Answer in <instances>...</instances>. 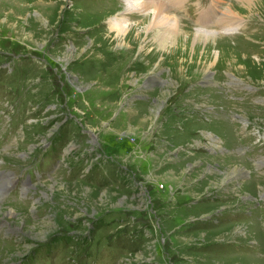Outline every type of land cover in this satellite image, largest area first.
<instances>
[{"label": "rangeland", "instance_id": "rangeland-1", "mask_svg": "<svg viewBox=\"0 0 264 264\" xmlns=\"http://www.w3.org/2000/svg\"><path fill=\"white\" fill-rule=\"evenodd\" d=\"M172 2L161 52L123 0H0V264H264V3Z\"/></svg>", "mask_w": 264, "mask_h": 264}, {"label": "bare ground", "instance_id": "bare-ground-1", "mask_svg": "<svg viewBox=\"0 0 264 264\" xmlns=\"http://www.w3.org/2000/svg\"><path fill=\"white\" fill-rule=\"evenodd\" d=\"M164 1L166 3L173 1L172 3H174L175 1H179V0H164ZM127 2H128V4H125V11H124L125 14L124 15L134 12V13H137L141 16L142 15L144 16V14H142L141 11H143V12L145 11V13H146V11L152 12L151 16L148 17L145 30L147 31V34L148 33L155 34V35H150V40H151V42L153 41L154 45L158 48L159 51L162 52L166 49H171L173 47L177 48V46L172 47V45H174L175 43H174V41H171L172 40L171 35H172V37H174V39L175 38L178 39L179 35H177V34H183V33H181V30H179L178 24L176 22L178 20L176 19V17H173L170 15V8L167 6L166 3L163 4L161 2V0H127ZM236 2L238 3V5H241L243 7H247L245 9L248 11L256 9V8H258V6H261V5H263L262 3H264V1H262V0H236ZM153 3H157V4L154 5ZM228 13H229V9H227L226 14H224V13L219 14L214 9V7L211 6V7L207 8L205 10H202L200 12L199 21L209 19L215 26L221 27L222 32H225L224 33L225 35L231 34L232 31L236 30L240 26L241 20L233 18L234 16L231 17ZM232 15H233V12H232ZM235 15L237 17H240V18L245 17L242 15L240 16L237 13H235ZM116 17L118 20L115 17L110 18V19H113L111 21V24H110V27H111L110 30L116 33V37H115L114 42H116L122 46V45H124L123 42L126 39L125 36L127 35L128 31L134 27L130 26L129 24H126V22H122L125 19L124 17H119V15H116ZM205 32H212V31H205ZM173 34H176V35H173ZM201 36H202V38L196 37L195 39H193V43L207 44V46L210 48V46L211 47L214 46L215 42H217L208 36H205V35H201ZM217 54L219 57L220 53L218 52ZM254 62H256V61L254 60ZM258 63H260V62H258ZM165 91L166 90H164V93H165ZM143 120L142 121L145 123L146 120L145 119H143ZM231 171L232 172H227V173H224L223 175H217L216 178L219 177V179H222V182H225L226 178L239 177V175H241V173H242V171L240 169H233ZM209 173H210V175H212L211 172H209ZM0 196H2L1 195V187H0ZM0 201H1V199H0ZM0 204H1V202H0ZM0 207H1V205H0ZM7 216L12 218L13 216H15V213L11 210H8Z\"/></svg>", "mask_w": 264, "mask_h": 264}]
</instances>
